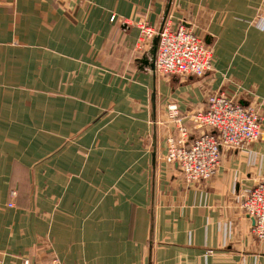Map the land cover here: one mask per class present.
<instances>
[{
	"label": "crops",
	"instance_id": "crops-1",
	"mask_svg": "<svg viewBox=\"0 0 264 264\" xmlns=\"http://www.w3.org/2000/svg\"><path fill=\"white\" fill-rule=\"evenodd\" d=\"M261 19L264 0H0L2 264H264L242 207L264 144L222 150L208 182L165 159L170 103L188 141L218 91L264 125ZM138 21L183 24L212 69L157 74Z\"/></svg>",
	"mask_w": 264,
	"mask_h": 264
},
{
	"label": "built area",
	"instance_id": "built-area-1",
	"mask_svg": "<svg viewBox=\"0 0 264 264\" xmlns=\"http://www.w3.org/2000/svg\"><path fill=\"white\" fill-rule=\"evenodd\" d=\"M137 27L138 43L158 37L154 59L157 74L202 76L212 69V48L183 24L172 28L168 21L155 29L138 21ZM260 28L264 29V19ZM167 117L176 132L166 138L165 159L177 165L186 183L208 182L217 172L222 150L242 149L254 141L264 144V125L254 106L242 105L221 91L208 96L204 109L185 116L199 130L189 141V131L182 124L176 104L167 105ZM242 207L253 220L252 232L264 240V180L247 190ZM49 264L62 263L53 258Z\"/></svg>",
	"mask_w": 264,
	"mask_h": 264
},
{
	"label": "water",
	"instance_id": "water-1",
	"mask_svg": "<svg viewBox=\"0 0 264 264\" xmlns=\"http://www.w3.org/2000/svg\"><path fill=\"white\" fill-rule=\"evenodd\" d=\"M154 39H155V44H154V59H155V52H156V46H157L158 37H154Z\"/></svg>",
	"mask_w": 264,
	"mask_h": 264
},
{
	"label": "rangeland",
	"instance_id": "rangeland-1",
	"mask_svg": "<svg viewBox=\"0 0 264 264\" xmlns=\"http://www.w3.org/2000/svg\"><path fill=\"white\" fill-rule=\"evenodd\" d=\"M254 234V233H253ZM255 237H256V235H255ZM257 238V237H256ZM258 239V238H257ZM259 240V239H258ZM260 241H264V240H260Z\"/></svg>",
	"mask_w": 264,
	"mask_h": 264
}]
</instances>
